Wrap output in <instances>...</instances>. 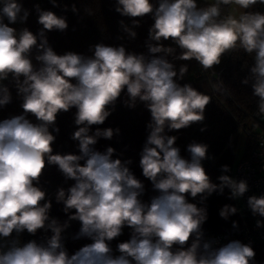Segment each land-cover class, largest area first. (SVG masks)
<instances>
[{
  "label": "clouds",
  "instance_id": "9594fccd",
  "mask_svg": "<svg viewBox=\"0 0 264 264\" xmlns=\"http://www.w3.org/2000/svg\"><path fill=\"white\" fill-rule=\"evenodd\" d=\"M51 3L59 6L57 0ZM258 3L264 0H214L204 7L197 0H158L156 4L153 0H115V12L132 18L131 27L119 22L130 39L137 35L133 29L140 20L136 18L150 15L154 20L146 41L149 54L97 43L90 48L93 54L86 56L73 51L60 55L50 46L46 33L66 31L65 16L36 4L37 23L42 26L38 33L27 27L17 30L9 25L25 23L29 10L19 0H0V108L12 102L9 87L3 83L11 77L23 109L22 114L0 121V264H254L256 253L250 244L233 240L214 247V240L205 239L202 226L207 208L189 202L188 196H199L203 205L213 193L222 195L225 188L230 190V199H240L249 185L246 179L229 175L212 182L202 163L211 158L209 146L192 141L186 159L176 146L177 137L167 134L203 124L212 97L178 83L188 66L177 70L166 58L176 49L165 47L163 41L170 39L181 50L174 59H194L205 72L219 65L227 52L242 49L252 56L254 63L241 83H251L252 94L258 98L255 116L264 119V13L246 11ZM226 5L244 11L222 16ZM71 11L78 12L75 4ZM212 88L228 93L222 81ZM122 95L126 107L135 108L140 102L151 114L139 161L143 176L158 193L150 202L141 199L145 186L131 171L130 159H114L116 150L111 146L104 152L95 148L99 139L111 140L120 133L119 128L99 125ZM72 108L76 109L77 130L71 139L78 142L79 154H53V133L60 131L57 116ZM93 126H97L94 131ZM205 130L206 126L200 129ZM47 166H57L65 180L75 181L56 192V202L68 214L63 223L50 217L52 203L39 186ZM221 171L227 173L230 168L222 165ZM247 205L253 216L264 217V194L249 196ZM237 211L224 205L219 215L227 220ZM70 221L81 225L73 239L92 241L71 255L62 235ZM125 227L131 237L118 243L119 255H113L111 241ZM233 227H238L237 222L233 221ZM256 227H264V220L257 219ZM41 229L52 233L43 242L21 244L12 238L13 233L18 237L25 230L34 236Z\"/></svg>",
  "mask_w": 264,
  "mask_h": 264
},
{
  "label": "trees",
  "instance_id": "16d2710c",
  "mask_svg": "<svg viewBox=\"0 0 264 264\" xmlns=\"http://www.w3.org/2000/svg\"><path fill=\"white\" fill-rule=\"evenodd\" d=\"M23 7L29 10V17L24 23L34 34L38 33L42 27L37 23L38 14L35 11V5L39 4L41 9L50 10L58 16H65L68 22V29L64 32L51 31L47 32V39L50 46L57 54H64L67 51H73L86 56L93 53L90 48L97 43H104L109 46H124L126 51L136 54L148 55L146 41L148 40V32L154 20L150 15L141 18L138 27L133 30L137 33L135 39H130L122 30L120 21L123 20L129 27L132 26V18L122 17L115 12V0H57L58 7H54L51 0H20ZM214 0H197L199 7L207 6ZM158 3V0H153ZM75 4L78 9L77 13L71 11L72 5ZM67 6V11H65ZM231 5L222 6L221 13L228 15ZM87 10H91V15ZM246 11L264 13V4L253 5ZM7 23V21H5ZM165 47H173L175 53L166 58L172 62L178 70L181 65L188 66V72L178 83L190 84L196 90L208 94L212 97L211 102L206 106L205 120L203 124H193L191 127L173 130L167 132L170 136H176V146L181 149V155L190 158L187 152V145L192 141L205 143L209 146L208 156L210 159L204 160L203 166L206 173L210 176L212 182L219 183L217 179L220 175H229L232 177V169L235 161L236 147L238 135L243 132L245 135V149L242 157L246 156L256 144V140L260 135L259 126L253 120V113L257 110L258 98L253 96L251 83L244 85L241 81L249 75V70L254 63L253 57L245 53L242 49L225 53L221 58V63L215 65L213 69L205 72L196 60L182 61L174 59V56L180 54V49L170 39L163 41ZM33 51V63L36 64ZM158 56L163 53L156 54ZM215 73V75L213 74ZM222 81L228 93L221 94L215 92L212 84ZM9 87L12 95V102L0 108V121L11 118L15 115L23 113L21 108L22 99L17 94L11 77L3 82ZM126 96L122 95L118 99L115 110L106 119L101 128H119L120 133L114 135L111 140L101 138L95 145L96 150L104 152L107 147L111 146L116 151L113 158L121 160H131L129 165L134 175L140 179L145 186L144 194L141 199L144 202H150L151 197L158 195L153 190L152 184L147 180L139 166L140 153L148 135L147 124L151 121V114L145 108L143 103L138 102L135 108H128L123 101ZM76 109L72 108L68 112H61L57 116L56 127L59 133L53 143V154H79L78 142L71 139L72 133L77 130L74 123ZM29 119L35 122V117L29 116ZM206 126V130L201 132L200 129ZM97 126H93V131ZM83 164V161H81ZM222 165H228L230 171L223 173ZM75 181L65 180L57 166H47L43 176L40 179V187L46 192V199L52 203L50 217L56 218L63 223L68 219V214L63 211V204L57 203L55 196L59 188H69ZM230 190L225 188L224 193H213L205 201L200 204L199 196L193 199L188 196L189 202L197 204L198 207L207 208L208 218L203 224L205 234H220L222 236V244H227L233 240H239L245 243L241 236V231L250 221L248 216L243 215L234 199H230ZM224 205H232L238 209L237 213L231 215L227 220L219 215L220 209ZM233 221L237 222L238 227H233ZM79 221H70V226L62 234L64 244L69 254H74L82 246L91 243L87 238L73 239L80 229ZM52 235L51 231L39 230L34 236L25 230L19 235L20 243H27L30 240L43 242ZM131 237V230L124 228L123 234L111 241L113 255H119L116 251L118 243L125 242ZM246 244V243H245ZM218 246V247H220ZM256 255L254 264H264V244L255 243L251 245Z\"/></svg>",
  "mask_w": 264,
  "mask_h": 264
},
{
  "label": "built area",
  "instance_id": "2783aa9c",
  "mask_svg": "<svg viewBox=\"0 0 264 264\" xmlns=\"http://www.w3.org/2000/svg\"><path fill=\"white\" fill-rule=\"evenodd\" d=\"M255 112L256 110L253 113V120L259 126L258 128L264 130V119L255 116ZM232 177L237 180L246 179L249 185V191L241 198L243 206L240 211L250 219L249 223L241 231L242 239L250 246L255 243L264 244V227H256V220H264V217L253 216L247 205L249 196L264 194V134L260 132L255 147L246 156L236 161L232 169ZM12 238L19 240V236L17 237L15 233H13ZM205 239L214 240L216 242L214 247L222 244V236L220 234L207 233L205 234Z\"/></svg>",
  "mask_w": 264,
  "mask_h": 264
},
{
  "label": "rangeland",
  "instance_id": "374dc122",
  "mask_svg": "<svg viewBox=\"0 0 264 264\" xmlns=\"http://www.w3.org/2000/svg\"><path fill=\"white\" fill-rule=\"evenodd\" d=\"M19 2L21 3V1L19 0ZM232 7V8H231ZM229 13L228 14H234V15H239L240 12H242L243 10H239V8L236 5H231ZM11 27L16 28L17 30H20L22 28H24V23H16L14 25H9ZM259 131L264 134V130L259 128ZM244 149H245V135L243 132H240L238 135V140H237V147H236V154H235V161H238L242 158V155L244 153ZM235 203L240 211V209L242 208L243 204H242V200L240 199H234ZM241 212V211H240Z\"/></svg>",
  "mask_w": 264,
  "mask_h": 264
},
{
  "label": "crops",
  "instance_id": "0c3cea01",
  "mask_svg": "<svg viewBox=\"0 0 264 264\" xmlns=\"http://www.w3.org/2000/svg\"><path fill=\"white\" fill-rule=\"evenodd\" d=\"M233 6V5H232ZM238 7V6H237ZM232 8V7H231ZM239 10H241V9H239ZM243 10V9H242ZM244 11V10H243Z\"/></svg>",
  "mask_w": 264,
  "mask_h": 264
}]
</instances>
